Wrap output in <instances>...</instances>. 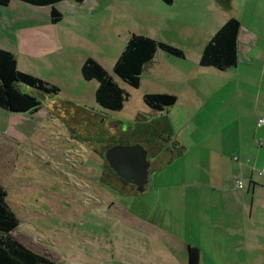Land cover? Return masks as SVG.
Masks as SVG:
<instances>
[{"label":"rangeland","instance_id":"rangeland-1","mask_svg":"<svg viewBox=\"0 0 264 264\" xmlns=\"http://www.w3.org/2000/svg\"><path fill=\"white\" fill-rule=\"evenodd\" d=\"M199 1L60 0L35 6L10 0L0 5V49L14 55L20 71L58 89L45 93L17 82V88L32 94L40 108L17 113L0 109V183L18 218L11 232L14 238L59 264H164L168 240L164 227L175 237L193 240L196 221L188 214L193 206L186 211L181 198L192 192L191 184L199 174L196 144L210 134L208 139L218 145L226 131L245 129L247 123L251 131L258 126L257 121L254 125L242 121L240 126L229 118L235 85L234 80L228 81L229 75H222L228 83L208 97L176 71L193 74V48L199 39L191 35L203 36L217 13L215 5L210 8L207 0ZM246 1L233 0L235 13L243 11L247 16L249 3L257 5L255 0ZM52 6L62 15L57 22L51 21ZM250 12L246 20L256 19V28L264 29V15ZM132 33L174 45L184 56L158 49L142 70L139 86H129L113 66ZM251 55L250 67L263 68L261 74L253 72L251 79L245 71L239 74L246 98L264 92V50H253ZM88 57L127 92L121 109L109 110L96 102L98 81L85 79L81 71ZM239 58L242 67L246 58L241 54ZM195 73L211 83L222 81L203 71ZM156 92L175 94L177 101L162 111L154 110L143 96ZM245 106L243 99L242 109ZM164 116L170 118L171 127L161 129ZM146 129L152 130L154 141ZM165 138L187 151L179 153ZM117 144H140L151 154L162 151L152 169V184L142 193L103 160L104 149ZM98 167H103L100 174ZM200 224L207 226L205 220Z\"/></svg>","mask_w":264,"mask_h":264},{"label":"crops","instance_id":"crops-1","mask_svg":"<svg viewBox=\"0 0 264 264\" xmlns=\"http://www.w3.org/2000/svg\"><path fill=\"white\" fill-rule=\"evenodd\" d=\"M259 1L255 0L257 4L255 6L249 3L247 16L242 14L243 11L235 13L233 0L206 1L210 8H214L213 5H215L217 13L214 14L212 23L205 26L203 36L200 37V32L191 35L193 39H199L198 45L193 48L192 72L196 74L195 71H197L199 74L203 71L204 75L219 77V79L222 77L223 82L211 83L207 79H198L195 75H191L188 73L189 70H176L181 76L186 77L185 83L193 82L208 97H212L218 88H223L228 83L223 80V76L229 75L228 81L234 80L235 84L229 97L233 104L229 118L232 117L233 121L240 126L244 124L242 121L246 123L249 121L251 125H254V122L261 117L258 113H264V92L257 93L255 97L246 98L242 91L244 85L238 80L241 71L247 72V77L250 79L253 72L256 75L262 73L263 67H250L254 60V56H250V53L253 50H264V29L263 26L256 28V19L254 22L246 20L251 14L250 9L263 17L264 3L261 4ZM194 2L200 1L194 0ZM247 2L249 1L245 3ZM230 16H235L241 23L237 34L236 66L226 70L201 66L199 59L204 45ZM240 54L246 58L247 62L242 67H238ZM198 66L199 68L195 70L194 67ZM206 70L208 74L205 73ZM243 99L246 101V106L242 109ZM164 126L171 127V120L167 116H164V122L159 124V128L164 129ZM152 128L148 127V129ZM148 129L145 130L147 137L154 141L153 129ZM211 136L203 135L195 146L198 148L199 174L191 184L192 192L183 193L181 198L186 211H190L193 206L192 212H188L193 221H196L193 240L188 241L179 235L175 237L170 233L171 230L164 227V237L168 239L164 241V264H187L188 246H196L199 249V264H264V124L257 126L254 131L249 129L248 123L245 129L239 128L231 133L226 131L221 135L218 145L208 139ZM166 139L164 141L175 146L179 153L187 151L178 142ZM160 152L162 151L159 150L157 154L148 152L152 169ZM102 169L97 168L98 174L102 172ZM187 181L188 179L184 178L185 184ZM238 181L241 182L239 186ZM143 220L150 222L147 218ZM202 220H205L206 227L200 224ZM161 246H163L162 243Z\"/></svg>","mask_w":264,"mask_h":264},{"label":"trees","instance_id":"trees-1","mask_svg":"<svg viewBox=\"0 0 264 264\" xmlns=\"http://www.w3.org/2000/svg\"><path fill=\"white\" fill-rule=\"evenodd\" d=\"M9 1L0 0V5H6ZM20 1L35 6H45L60 0ZM163 1L168 4L173 2V0ZM50 16L52 22H57L62 17L53 6ZM240 25L238 18L230 16L204 45L199 64L212 66L218 70L236 66L237 34ZM158 49L164 50L169 55L184 56L183 51L174 45L132 33L113 66V72L129 86L138 87L142 70L153 59ZM15 62V57L11 52L0 49V109L11 113L35 112L40 108V104L32 94L22 92L17 88V82L45 93H57L58 89L35 75L20 71ZM81 71L85 79L94 78L98 81L95 100L100 106L109 110H119L123 107L128 96L127 92L114 81L100 63L88 57L82 64ZM143 99L150 108L159 111L165 106L172 105L177 97L171 93L156 92L145 93ZM130 211H132L131 208ZM132 213L142 218L146 217L134 211ZM17 225L18 218L7 201V190L0 183V264H59L14 238L11 232ZM187 256V264H199V249L196 246H188Z\"/></svg>","mask_w":264,"mask_h":264},{"label":"water","instance_id":"water-1","mask_svg":"<svg viewBox=\"0 0 264 264\" xmlns=\"http://www.w3.org/2000/svg\"><path fill=\"white\" fill-rule=\"evenodd\" d=\"M102 158L119 178L133 184L137 192L142 193L151 186L152 166L148 152L142 145H110L104 149Z\"/></svg>","mask_w":264,"mask_h":264},{"label":"built area","instance_id":"built-area-1","mask_svg":"<svg viewBox=\"0 0 264 264\" xmlns=\"http://www.w3.org/2000/svg\"><path fill=\"white\" fill-rule=\"evenodd\" d=\"M261 124H264V117H260L258 120H257V125H261ZM241 184L240 181L237 182V185L239 186Z\"/></svg>","mask_w":264,"mask_h":264},{"label":"flooded vegetation","instance_id":"flooded-vegetation-1","mask_svg":"<svg viewBox=\"0 0 264 264\" xmlns=\"http://www.w3.org/2000/svg\"><path fill=\"white\" fill-rule=\"evenodd\" d=\"M151 170H152V168H151Z\"/></svg>","mask_w":264,"mask_h":264}]
</instances>
